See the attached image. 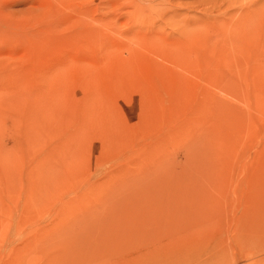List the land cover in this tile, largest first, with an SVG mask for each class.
<instances>
[{
    "label": "rangeland",
    "instance_id": "obj_1",
    "mask_svg": "<svg viewBox=\"0 0 264 264\" xmlns=\"http://www.w3.org/2000/svg\"><path fill=\"white\" fill-rule=\"evenodd\" d=\"M263 30L264 0H0V264H264Z\"/></svg>",
    "mask_w": 264,
    "mask_h": 264
},
{
    "label": "bare ground",
    "instance_id": "obj_2",
    "mask_svg": "<svg viewBox=\"0 0 264 264\" xmlns=\"http://www.w3.org/2000/svg\"><path fill=\"white\" fill-rule=\"evenodd\" d=\"M254 27V26H253ZM256 29V28H255ZM262 32H264V30L263 31H261V32H259V33H261L262 35L264 34V33H262ZM257 35V34H256ZM257 36H259V35H257ZM245 37V36H244ZM248 37V36H247ZM250 37V36H249ZM264 37H262V39H261V37H259V38H255L254 37V39H261V41L262 40H264L263 39ZM247 40H248V38H247ZM244 42V41H243ZM252 42V41H251ZM254 42V41H253ZM252 42V43H253ZM245 43H247V42H245ZM262 46V45H261ZM260 46V47H261ZM187 68V67H186ZM209 200H212L211 198H208V199H202V201H200V203H198V206L197 207H199V209L198 208H196L197 209V211L199 210V212H202L201 210H203L205 213L207 212V211H210V210H212V204H213V202H214V200L212 201V202H209ZM208 209V210H207ZM204 212H202V213H204ZM228 215H223V214H220V213H213L212 214V216H208V215H205L204 217H202L199 221H196V222H198L199 224H205V225H208V223H210L211 221H212V219H214V218H216V219H223L224 217H227ZM228 220V219H227ZM226 220V221H227ZM153 222H157V224L159 225V224H161L162 222H161V220H160V218H154L153 220H152ZM228 223H230V222H228ZM227 223V224H228ZM209 229V228H208ZM231 229H233V228H231ZM232 231L233 230H226V232L224 233V234H222L220 237H219V240H217L216 242H215V240L213 241V243L212 244H210L211 245V249L212 250H217L219 247V243H221V244H225L224 245V249L225 248H229V249H231L232 248V246H231V243H232V241H233V237L232 236H234V235H231V233H232ZM236 231V230H235ZM136 235V234H135ZM224 235L226 236V235H228L227 237H225L224 238ZM155 238V237H154ZM136 251H138V250H136ZM234 254V253H233ZM216 255H218L217 253H212V257L213 256H216ZM211 257V256H210ZM125 262V261H124ZM226 262H227V260H226Z\"/></svg>",
    "mask_w": 264,
    "mask_h": 264
}]
</instances>
